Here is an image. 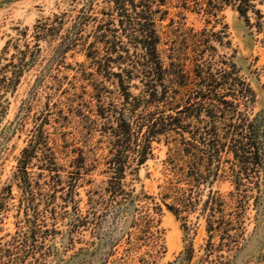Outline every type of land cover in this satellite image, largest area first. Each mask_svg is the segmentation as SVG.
<instances>
[{
  "label": "trees",
  "instance_id": "1",
  "mask_svg": "<svg viewBox=\"0 0 264 264\" xmlns=\"http://www.w3.org/2000/svg\"><path fill=\"white\" fill-rule=\"evenodd\" d=\"M75 1L81 4L75 16L39 20L32 41L25 29L3 49L6 54L12 45L14 53L0 71V120L6 94L26 73L38 70L4 136L25 126L44 86L52 92L44 110L32 117L14 176L26 202L27 229L0 248V264H49L50 258L53 264H155L163 245L154 216L142 204L149 197L135 194L126 179L139 173L154 156L153 143L162 141L167 173L160 203L182 221L184 232L175 263L263 261L264 108L254 114L257 94L235 56L218 53L224 35L187 26L180 10L215 15L230 7L248 27L253 26L249 14L256 16V27L263 31L264 13L257 6L264 0H104L99 10V0ZM170 3L179 9L172 18ZM41 42L57 43L43 56ZM76 54L85 60L66 64L68 55ZM63 69L74 71L73 93L63 88L68 80L61 76ZM60 91L69 95L65 103L54 100ZM62 105L82 118L88 134L100 132L107 139L108 178L102 190L89 191L85 210L78 188L96 166L60 130L69 120ZM53 115L59 128L52 133ZM33 161L42 170L37 179L30 172ZM221 182L233 189H216ZM251 200L255 228L248 232ZM154 204L155 213L162 211ZM193 214L205 221L208 237L198 259L187 224ZM58 221L65 230L56 227ZM85 234L88 240L82 239Z\"/></svg>",
  "mask_w": 264,
  "mask_h": 264
},
{
  "label": "rangeland",
  "instance_id": "2",
  "mask_svg": "<svg viewBox=\"0 0 264 264\" xmlns=\"http://www.w3.org/2000/svg\"><path fill=\"white\" fill-rule=\"evenodd\" d=\"M104 0H99L96 10L105 6L102 3ZM78 2V0H77ZM176 4H168L170 8L169 18L174 17L179 9L175 8ZM81 8L80 3L75 0H0V71L11 58L14 53L12 45L6 54H3V49L9 40L18 38L19 33L28 29V41H32V34L34 32V25L40 20L44 21L54 14L68 13L70 16H75L77 11ZM264 13V6L258 5ZM184 14L185 23L187 26L196 30L207 28L216 33L224 35V45H217L218 53L225 57L235 56L234 61L241 69L242 75L251 84L257 94L256 103L253 108L254 114L258 113L264 108V29L260 31L256 27V16H251L252 28L246 26L244 20L240 18L239 14L227 7L215 15L205 14L204 12H196L193 9L180 10ZM264 21V20H263ZM167 23V21L165 22ZM164 23V24H165ZM32 42L31 44H33ZM57 43V42H56ZM51 47L46 42H41L43 49V56H47ZM85 60L82 54H76L75 58H68L66 64L75 65V61L83 62ZM38 74L37 68L26 73L14 92L6 94L4 106L6 113L0 120V248H6L14 237L17 235L23 236L26 231L25 223V209L26 202L23 203V194L18 187V183L14 176L17 171L18 158L22 150L27 146L29 141L30 130L33 127L32 117L35 113L43 111L47 102L46 96L52 91L46 89L45 86L38 94L34 101L33 110L30 114V119L25 126L16 134L11 136H4V129L13 122L20 110L22 102L28 97V93ZM74 71L62 70L61 76H68V80L64 81V89L69 93H73L74 89L71 87ZM1 78V73H0ZM80 83L77 84L79 86ZM79 92V90H78ZM137 94V90H133ZM68 93L62 94L58 92L54 100H61L64 103L67 101ZM60 107H63L60 106ZM68 122L63 123L60 129L68 135V139L76 147L82 148L88 158V164H95V168L85 176V184L78 188L80 198L82 199L81 208L84 210L88 207L86 205L89 191L102 190L105 187L108 175L104 172L106 167L104 165L105 157L108 155L107 139L102 138L100 132H93L88 134L85 129V122L81 117L71 113ZM57 116L53 115L51 125L48 126L50 132H55V127L59 125L55 122ZM102 141V142H101ZM72 148V147H71ZM154 156L149 159L139 170L136 176H128L126 184L130 189H135V194H144L149 197L142 203L145 210H148L155 218L156 230L162 239V255L156 260L155 264H177L175 263L177 257L183 250L184 246V232L182 230V221H178L175 216L169 212L164 205L160 203V193L162 187L166 183V168L165 160L167 159V147L162 141L161 143H153ZM97 159V162H94ZM60 163H65L61 161ZM39 163L33 161L30 172L34 179H37L42 172L37 166ZM97 164V165H96ZM89 182H86V181ZM222 192H228L233 189L229 182H221L216 186ZM61 192L57 193L56 205L57 210L60 211L59 206L61 201ZM154 203H158L162 207V211L155 213ZM254 201H250V206L247 211V229L252 232L255 228ZM43 207L41 206L40 209ZM197 214H193L188 218L187 224L190 228V239L193 242L197 258L202 254V248L207 241V233L205 229V221L197 220ZM56 227L59 230H65L64 223L57 222ZM82 239L88 240L89 235L85 234ZM51 242H47L49 245ZM60 240L57 239V246L60 247ZM81 245L77 244L76 248ZM72 252H68L66 257ZM60 255H63L61 252ZM49 264L54 263V259L48 260ZM254 264V263H253ZM264 264V260L260 263Z\"/></svg>",
  "mask_w": 264,
  "mask_h": 264
}]
</instances>
